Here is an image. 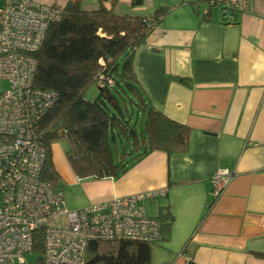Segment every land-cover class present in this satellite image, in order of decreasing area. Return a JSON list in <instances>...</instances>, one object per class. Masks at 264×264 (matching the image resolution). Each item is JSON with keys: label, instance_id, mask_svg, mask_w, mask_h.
Instances as JSON below:
<instances>
[{"label": "crops", "instance_id": "1", "mask_svg": "<svg viewBox=\"0 0 264 264\" xmlns=\"http://www.w3.org/2000/svg\"><path fill=\"white\" fill-rule=\"evenodd\" d=\"M36 1L62 9L69 0ZM136 1L119 0L114 10L149 15L169 8L137 50L135 69L152 104L191 127L189 150L154 151L118 178L78 179L55 142L67 207L165 190L146 202L149 216L165 207L174 215L169 240L153 245L152 264H264L253 254L264 251V0L209 21L207 0ZM219 171L235 176L215 199L210 192Z\"/></svg>", "mask_w": 264, "mask_h": 264}, {"label": "trees", "instance_id": "2", "mask_svg": "<svg viewBox=\"0 0 264 264\" xmlns=\"http://www.w3.org/2000/svg\"><path fill=\"white\" fill-rule=\"evenodd\" d=\"M92 1L97 6L86 8ZM118 2L69 0L61 20L49 26L42 47L34 53V86L55 94L54 104L35 128L36 139L45 149L42 177L55 186L61 179L53 161L55 142L66 144V158L78 179L118 178L154 151L172 156L189 150L191 127L152 104L135 69L137 50L161 25L169 8L161 6L149 15L120 14L114 10ZM212 16L205 13L204 19ZM94 85L98 95L87 98ZM135 110L140 130L132 121ZM157 218L164 239L169 240L173 213L161 208ZM42 249L41 238L34 250ZM253 254L264 259V251ZM152 262L153 244L107 239L89 243L84 264Z\"/></svg>", "mask_w": 264, "mask_h": 264}, {"label": "built area", "instance_id": "3", "mask_svg": "<svg viewBox=\"0 0 264 264\" xmlns=\"http://www.w3.org/2000/svg\"><path fill=\"white\" fill-rule=\"evenodd\" d=\"M253 0H207L204 13L226 20L248 12ZM61 8L36 0H0V264H84L90 242L129 239L150 244L164 240L162 222L149 216L146 202L166 196L153 190L67 207L60 187L42 177L45 149L36 125L54 104L52 91L34 86L37 59L49 26ZM234 173L219 171L211 196L220 197ZM42 238L43 249L34 250ZM31 259L32 262H28Z\"/></svg>", "mask_w": 264, "mask_h": 264}, {"label": "rangeland", "instance_id": "4", "mask_svg": "<svg viewBox=\"0 0 264 264\" xmlns=\"http://www.w3.org/2000/svg\"><path fill=\"white\" fill-rule=\"evenodd\" d=\"M154 1H155V4H158V2H160L162 0H154ZM164 1L171 2L173 0H164ZM145 2L148 3V0H145ZM203 4H204V2H203ZM8 87H9V83H8L7 80H0V92L3 91V90H5V89H7ZM97 95H98V89H97V86L94 85L87 92V98L94 99ZM131 111L132 110H130V113H131ZM132 114H133L132 115V119H133L132 121L134 123H136L137 128L140 130L142 128V124L140 122V119L139 120L137 119V112H136V110ZM60 143H61V145H63V147H66V144L64 142H60ZM65 156H66V154H65ZM66 160H67V158H66ZM67 162H68V160H67ZM61 180L62 179H60V183H59L58 187H60V188L63 189V188H65V183L63 181H61ZM148 212L151 213V211H149V210H148ZM28 262L29 263L32 262L31 259H28Z\"/></svg>", "mask_w": 264, "mask_h": 264}]
</instances>
